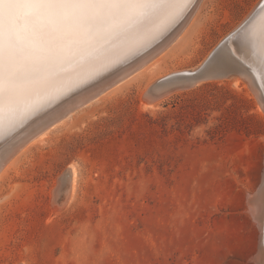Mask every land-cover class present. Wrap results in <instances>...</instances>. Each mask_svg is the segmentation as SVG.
<instances>
[{
	"label": "rangeland",
	"instance_id": "obj_1",
	"mask_svg": "<svg viewBox=\"0 0 264 264\" xmlns=\"http://www.w3.org/2000/svg\"><path fill=\"white\" fill-rule=\"evenodd\" d=\"M258 1L198 0L151 55L167 48L166 73L146 72L52 116L51 130L0 183V264H261L260 227L247 210L248 190L258 193L264 176L259 86L236 62L167 81L207 63ZM133 64L80 97L135 74ZM73 167L75 196L64 204L62 189L56 205L53 192Z\"/></svg>",
	"mask_w": 264,
	"mask_h": 264
},
{
	"label": "bare ground",
	"instance_id": "obj_2",
	"mask_svg": "<svg viewBox=\"0 0 264 264\" xmlns=\"http://www.w3.org/2000/svg\"><path fill=\"white\" fill-rule=\"evenodd\" d=\"M197 3L198 0H163L143 8L125 10L116 15L109 12L92 22L58 23L52 25L47 30V35L42 38L29 34L21 27L22 43L26 49L31 50L32 54L18 58L15 65L17 72L15 78L9 79L5 76L0 80V183L7 178L21 157L31 149L33 142L51 130L53 122L49 120L64 106L74 100H77L75 104L80 101L88 103L87 99L93 96L99 95L97 99L108 96L123 83L146 72L152 74L153 79L158 74L167 72L169 67L164 65L169 53L166 51L167 48L161 50L156 58H152L153 54H156L155 51L158 53L161 49L159 47L164 46L171 36L174 37L176 32L182 29L187 23L184 19ZM202 8L203 6L199 9V13L196 11L193 23L185 35L181 37L177 35V40L175 39L177 44H180L196 26ZM253 12L243 28L235 29L226 37V39L229 38L226 44L230 45V49L235 54H237L236 45L238 44V51L242 53V55L237 54L238 59L246 64L259 86L260 92L258 88H254L256 93L254 95L259 99L260 106L264 110V5ZM234 37L237 40L235 43ZM149 58L151 61L145 63ZM220 58H227L226 54L224 53ZM142 62L145 63L143 67H141ZM133 63H139L141 67L137 72L136 69L132 71L133 73L135 71V74L126 73L128 76L124 74V78L113 81L111 86L107 84L109 85L107 89L101 91L99 88V91L91 92L92 94L86 98L80 97L101 84L106 85L105 81L111 80L113 75L124 69L126 65L133 66ZM205 63L206 61L194 69L189 68L182 72L195 71ZM178 73L181 72H175L169 76H176ZM149 90L150 88L146 87L144 96ZM173 91L176 90L173 88ZM167 93H164L165 96ZM147 96L144 97V101L149 98ZM152 96L150 100L148 99L150 103L153 102L152 98L158 100L156 98L158 95ZM159 98L162 97L159 95ZM58 117L56 116L55 119ZM67 176L61 182L59 181L55 190L53 189L56 205L62 198V189L65 195L62 199L64 204L75 196L76 169L73 167ZM257 188L256 186L248 190L247 210L260 227L262 246L257 260L264 264V176L260 191L255 193Z\"/></svg>",
	"mask_w": 264,
	"mask_h": 264
},
{
	"label": "snow or ice",
	"instance_id": "obj_3",
	"mask_svg": "<svg viewBox=\"0 0 264 264\" xmlns=\"http://www.w3.org/2000/svg\"><path fill=\"white\" fill-rule=\"evenodd\" d=\"M158 2L163 0H0V80L15 78L18 58L32 54L22 43L21 27L42 38L54 24L92 22Z\"/></svg>",
	"mask_w": 264,
	"mask_h": 264
},
{
	"label": "water",
	"instance_id": "obj_4",
	"mask_svg": "<svg viewBox=\"0 0 264 264\" xmlns=\"http://www.w3.org/2000/svg\"><path fill=\"white\" fill-rule=\"evenodd\" d=\"M264 5V0H262L260 2V4L258 5V7L256 8V10H258L259 7L263 6ZM255 10V11H256ZM254 11V12H255ZM253 12V13H254ZM251 18V16H249L246 21L240 26L239 29L243 28V26L248 22V20ZM229 38L225 39L220 45L219 47L217 48V50L215 51V53L211 56V58L209 59V61L207 63H205L202 67L198 68L197 70L195 71H192V72H182V73H178V75L176 76H170L167 78V80L169 79L170 81L171 80H186V81H192L194 79H197L201 76H205L206 74H208L209 72H211L212 70H217V69H221L223 67H225L229 62H236L237 65L241 68H244V69H248V67L246 66V64L239 60L238 59V56L237 54H235L232 49H230L231 47H229L230 45L229 44H226V42L228 41ZM237 40L236 38L234 37L233 38V42L235 43ZM226 54V57L227 55L229 54V59L228 61L225 60V59H222L220 58L223 54ZM249 70V69H248ZM69 171H71V169H69Z\"/></svg>",
	"mask_w": 264,
	"mask_h": 264
}]
</instances>
